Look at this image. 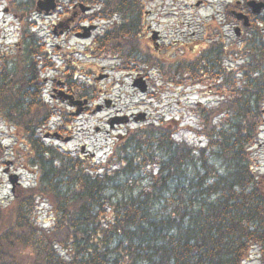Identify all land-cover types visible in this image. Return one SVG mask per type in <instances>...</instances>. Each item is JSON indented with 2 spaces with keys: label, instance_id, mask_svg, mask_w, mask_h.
Returning <instances> with one entry per match:
<instances>
[{
  "label": "trees",
  "instance_id": "16d2710c",
  "mask_svg": "<svg viewBox=\"0 0 264 264\" xmlns=\"http://www.w3.org/2000/svg\"><path fill=\"white\" fill-rule=\"evenodd\" d=\"M35 3L7 2L26 18L16 49L0 50V123L17 129L36 171L32 185L0 205V264H245L251 256L264 264V174L253 149L264 128L260 30L233 45L211 37L180 52H155L129 25L117 27L124 38L94 40V53L117 57L125 71L157 68L165 83L217 96V104L192 107L204 144L180 138V123L162 118L128 128L98 161L44 137L57 109L44 97L43 72L54 65L29 21ZM69 86L89 99L99 92ZM71 120L63 114L57 131ZM5 155L0 132V163ZM41 204L50 226L37 219Z\"/></svg>",
  "mask_w": 264,
  "mask_h": 264
},
{
  "label": "rangeland",
  "instance_id": "374dc122",
  "mask_svg": "<svg viewBox=\"0 0 264 264\" xmlns=\"http://www.w3.org/2000/svg\"><path fill=\"white\" fill-rule=\"evenodd\" d=\"M8 1L2 0L0 2V26L2 27L0 50L11 53L16 49L20 40V27L26 17L21 18V15H15L10 10L7 11ZM196 2L197 0H148L150 4L148 9L153 11L149 20L153 23V28L161 31L163 35L161 44H165V46L176 45L175 49L180 52V49L183 47L185 49V46L191 45L198 39L199 31L196 30V23L216 15L217 9L213 6L199 8V5L194 6ZM56 17L57 15H40L34 11L29 21L36 24L35 29L39 37L51 47L53 59L57 60L59 55L55 47L52 48V45L60 43L65 50L71 49V58L74 62L87 63L91 65L90 68H93L94 65L96 72L91 80L102 89L103 93L97 104H102L106 97L111 100L113 106L98 112L93 100L91 103L92 112L75 116L71 120L72 136H69L68 141L50 139L49 142L66 147L73 152H81V147L85 146L84 154L91 155L94 153L95 159L101 161L112 150L117 137L124 134L128 128L164 118L167 120L174 119L180 123V138H185L195 144L205 143V140L195 131L199 127L200 120L192 111V107L197 103L217 104V96L207 92L206 87L194 86L191 83H184L186 86H172L176 84L164 83L158 72L153 71V69L149 70L151 76H149L148 92H141L132 86V78L129 72L116 67L117 60L109 57L104 59H97L93 56L85 58L82 50L89 43L88 40H78V38L69 36L65 39V44L62 43L63 37L53 36L51 24L55 22ZM218 17L221 18V16ZM150 42L153 44L151 40ZM58 64L60 65V61L56 62V65ZM104 74H108V78H105ZM44 76L49 79L53 78L55 76L54 69L45 73ZM47 87L50 89L51 85L48 84ZM47 95L49 96L48 92ZM55 100L51 102L56 103ZM60 102L58 101V103ZM63 105L67 107L66 104ZM138 113H146L147 118L144 121H139V123L133 120L122 124L116 123L112 128L109 125V120L113 117L137 115ZM58 123H60L58 118L52 122V131L56 129ZM0 132L6 147V155L0 163V205L6 206L13 201L16 194L21 193L25 187L35 182L36 171L28 165L24 157L25 146L17 129L0 123ZM253 149L259 171L264 174V128L259 143ZM6 169H8L7 172ZM11 174L18 176V184H16L14 192H12L9 181ZM37 219L45 226L51 225L47 204L40 205ZM255 253L257 252L255 251ZM245 264H261V261L258 256H251Z\"/></svg>",
  "mask_w": 264,
  "mask_h": 264
},
{
  "label": "flooded vegetation",
  "instance_id": "af4514ba",
  "mask_svg": "<svg viewBox=\"0 0 264 264\" xmlns=\"http://www.w3.org/2000/svg\"><path fill=\"white\" fill-rule=\"evenodd\" d=\"M250 1L264 2V0H197L194 6H198L199 4V8L213 6L217 9L216 15L207 19L204 18L200 23H196V30L199 31L197 39L198 44L201 42L205 43L208 39H211V37L219 38V36H222L225 40V44L233 45L237 40H240V42L243 41L245 35L256 30L258 32L260 30L262 40L264 41V8L260 12H256V7L250 4ZM111 2L113 1L87 0L85 2H80L79 0H68L65 2V7L59 4L54 12L58 18L56 17V22L52 25L53 36L59 38L63 37L62 43L65 44V39L69 36L78 38V40H88L89 43L84 46L82 53L85 58H91L92 43L94 40L100 36L103 38H113L114 36L124 38V31L117 29V27L122 28V26L129 25L136 27L133 28V30L137 31L136 35L138 38L142 32L141 36H143L145 40L149 42L151 40L153 42V44L150 42V45L155 52L164 49L163 47H165V44L163 45L160 43L163 40L161 31L153 28V23L149 20L153 11L148 9L150 6L148 0H118L114 4ZM218 16H221V18L219 19ZM141 25L143 26L141 27ZM85 27L91 28L90 31L87 32L89 35L87 37L79 36L81 32L84 31ZM41 41V44L46 47L48 52H52L48 43L44 39H41ZM53 47L57 49L59 58L53 61L54 66L52 70L50 69L48 72L54 69L55 76L51 79L47 77L44 78V82L46 84V100L57 109L55 117L60 120V123L56 125V131L62 128L63 114H69L71 119H74L75 116L92 112L91 103L93 100L95 101V109L100 112L105 108L113 106L111 100L106 97L102 104H97V101L103 96L101 88L93 99L80 97L79 92L69 85H96L91 80V77L96 72V68L94 65L93 68H90L91 65L87 63L74 62L71 58V49L68 51L65 50L60 43L52 45V48ZM59 61L60 65H56V62ZM97 72L99 73V71ZM104 75L105 78H108V74ZM129 75L132 76V78L134 77V73L132 72H129ZM146 80L148 81L149 78ZM48 84L51 85L50 89L47 87ZM47 92L50 97L47 95ZM66 94L72 95L73 99H69ZM53 100H55L56 103H52L51 101ZM76 100H85L87 102L82 105L74 104L73 102ZM58 101L61 102L58 103ZM63 104H66L67 107ZM78 109L81 110V113L76 115L75 111ZM113 118H111V120ZM110 122L109 120V123ZM97 129H99V127H97ZM63 130L66 132H60L62 135L61 140L63 141L65 138L69 140V136H72L71 126H64ZM85 151V146H83L79 153L84 154Z\"/></svg>",
  "mask_w": 264,
  "mask_h": 264
},
{
  "label": "water",
  "instance_id": "95a60500",
  "mask_svg": "<svg viewBox=\"0 0 264 264\" xmlns=\"http://www.w3.org/2000/svg\"><path fill=\"white\" fill-rule=\"evenodd\" d=\"M250 4L256 7V12H260L264 8V3L263 2H256V1H250ZM56 0H37L36 3V11L38 13H45V14H50L55 8H56ZM243 16V15H242ZM247 20V18H246ZM91 28H85L84 32L81 33L79 36L81 37H87L89 35V32ZM134 87L138 88L141 92H146L148 90V85L146 84V80H144L143 77H138L133 84ZM68 98L73 99L72 96L67 95ZM86 101H84L85 103ZM74 104H79L82 105L83 102L81 101H74ZM100 108V107H99ZM98 108V109H99ZM81 112L80 109L77 110L76 114H79ZM135 121L138 120H145L146 119V113H141L133 117ZM130 120L129 116H123L120 118L113 119L112 122L110 123L111 127L113 126L114 123H127ZM46 135V137H48ZM55 137H60L57 133L54 134ZM8 169H6V172ZM9 180L12 184V190L14 191L16 184L18 183V176L16 174H11L9 177Z\"/></svg>",
  "mask_w": 264,
  "mask_h": 264
}]
</instances>
